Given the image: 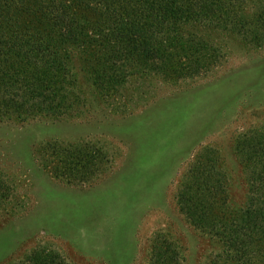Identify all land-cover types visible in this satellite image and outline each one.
I'll list each match as a JSON object with an SVG mask.
<instances>
[{
	"label": "rangeland",
	"instance_id": "obj_1",
	"mask_svg": "<svg viewBox=\"0 0 264 264\" xmlns=\"http://www.w3.org/2000/svg\"><path fill=\"white\" fill-rule=\"evenodd\" d=\"M216 33L224 58L206 74L135 77L111 96L75 59L71 115L0 119V264H260L264 44ZM55 142L91 153L88 174L53 175L40 154Z\"/></svg>",
	"mask_w": 264,
	"mask_h": 264
},
{
	"label": "trees",
	"instance_id": "obj_2",
	"mask_svg": "<svg viewBox=\"0 0 264 264\" xmlns=\"http://www.w3.org/2000/svg\"><path fill=\"white\" fill-rule=\"evenodd\" d=\"M252 3L259 9L253 18L239 14L250 13ZM262 28L264 0H0V119L71 115L80 106L75 59L83 58L96 89L112 96L135 77L179 82L206 74L224 58L211 33L262 47ZM56 145L43 144L40 154L53 175L88 174L91 153ZM7 191L0 176V218ZM255 247L264 264V237Z\"/></svg>",
	"mask_w": 264,
	"mask_h": 264
}]
</instances>
